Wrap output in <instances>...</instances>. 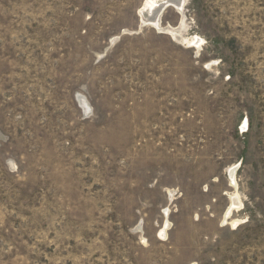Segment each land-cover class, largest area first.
<instances>
[{
  "label": "rangeland",
  "instance_id": "1",
  "mask_svg": "<svg viewBox=\"0 0 264 264\" xmlns=\"http://www.w3.org/2000/svg\"><path fill=\"white\" fill-rule=\"evenodd\" d=\"M185 1L0 0V264H264V0Z\"/></svg>",
  "mask_w": 264,
  "mask_h": 264
},
{
  "label": "bare ground",
  "instance_id": "2",
  "mask_svg": "<svg viewBox=\"0 0 264 264\" xmlns=\"http://www.w3.org/2000/svg\"><path fill=\"white\" fill-rule=\"evenodd\" d=\"M185 4H186L185 0H146L145 8L148 9L149 13L151 12L153 14V16L151 17V19H153V20H151V21H155L157 19V17L159 16L158 12L160 10H162V8H164V7H166V8L167 7H174L176 9H178V10H182L183 7H185ZM185 42L189 45V47L197 46L198 48L200 47V44L202 43V41L200 39H198V40H194V39L190 40L189 39V40H186ZM247 124H248V121H246L243 124L242 129H246L247 128ZM237 170H238V167L235 166L229 172V174L231 176V183H232V185H234V187L238 186L237 181L234 178L235 173L237 172ZM233 197H234L233 198V205H234L233 207L238 209L241 206H243L242 200L240 199V195L238 193L235 196H233ZM232 211L233 210H229V212L227 213V215L225 217V220H228V218H229V216H230Z\"/></svg>",
  "mask_w": 264,
  "mask_h": 264
},
{
  "label": "water",
  "instance_id": "3",
  "mask_svg": "<svg viewBox=\"0 0 264 264\" xmlns=\"http://www.w3.org/2000/svg\"><path fill=\"white\" fill-rule=\"evenodd\" d=\"M166 7H164V8H162V10H160L158 13V17H157V20L159 21V17L161 16V14L163 13V11H164V9H165ZM147 20H153V19H151V16L147 19Z\"/></svg>",
  "mask_w": 264,
  "mask_h": 264
}]
</instances>
